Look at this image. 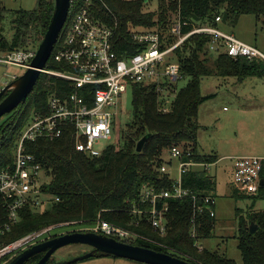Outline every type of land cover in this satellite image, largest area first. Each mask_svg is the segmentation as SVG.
Segmentation results:
<instances>
[{"label":"trees","instance_id":"trees-1","mask_svg":"<svg viewBox=\"0 0 264 264\" xmlns=\"http://www.w3.org/2000/svg\"><path fill=\"white\" fill-rule=\"evenodd\" d=\"M165 1L160 0L157 12L145 13L143 7L146 0H91V13L114 31V49L120 56H134L144 49L133 38L136 29H157L165 45H173L177 40L171 33L173 13L182 21L208 23L215 27L242 15L264 18V0ZM54 11L55 0H38L34 10L16 11L12 14L13 35L8 39L4 22L11 13L0 0V53L26 51L31 45L38 47ZM217 17L222 20L220 24L216 22ZM190 30L191 27L183 28V34ZM208 42L207 36L193 35L174 51L173 58L180 64L182 80L188 82L177 92L171 89L174 98L169 106L157 85H134L132 120L116 129L115 142L102 156L89 158L77 152L69 132L54 141L44 138L26 141L27 151L36 157L45 178L49 179L42 190L51 196L52 201L49 208L42 212L29 208L23 210L19 223L2 236L1 241L9 243L67 222H81L79 226L93 227L100 217L138 235L135 241L125 243L169 254L190 264H236L217 251L200 250L198 245L199 241L215 236L216 216H211L210 207L202 199L208 196L215 198L216 183L205 168L193 167L182 178L184 188L197 197L196 202L192 198L159 201V207L168 206V230L165 235L155 230L146 217L133 213L135 209H151L149 203L141 202L145 186L154 187L158 192L173 189L174 179L161 172L166 164L164 151L174 147L185 151L190 149L191 155L185 157V161L217 163V156L202 155L197 150L200 127L196 120L200 106L206 100L201 90L202 79L217 76L243 81L264 73L261 61L233 59L227 54L214 55L208 50ZM48 64L53 71L69 69L62 63L53 62V56ZM73 92L74 88L64 80L45 74L40 76L27 101L6 115L10 119L0 128V170L13 165L17 143L32 115L49 114L48 100L52 94L65 97ZM147 136L143 151L138 153L139 141ZM236 195L242 200L254 202L263 198ZM251 213L246 219L242 209H236L238 249L244 264H264V212ZM4 215V210L0 209V224L4 223ZM193 221L196 237L191 235ZM251 224L257 226L255 233L250 232ZM42 257L35 256L27 264H36ZM49 264L61 263L52 257Z\"/></svg>","mask_w":264,"mask_h":264},{"label":"built area","instance_id":"built-area-1","mask_svg":"<svg viewBox=\"0 0 264 264\" xmlns=\"http://www.w3.org/2000/svg\"><path fill=\"white\" fill-rule=\"evenodd\" d=\"M70 3L67 21L52 53L53 62L62 63L69 69L53 71L46 67L42 74L68 82L74 92L65 97L56 93L49 97V114L32 115L17 143L13 165L0 170V209L6 214L4 223L0 224V264H9L27 249L46 241L43 238L54 228L33 232L9 243L1 241L2 236L19 223L23 210L29 208L42 212L49 208L52 201L51 196L42 190L46 182L44 170L36 157L27 151L26 141L41 138L54 141L69 132L77 152L89 158L102 156L115 142L116 129L122 124L123 96L136 84H155L162 91V96L166 88L173 89L174 86L166 84V81L178 83L182 80L180 64L173 58L174 51L193 35L209 37L208 50L214 55L227 54L233 59L250 62L264 61V54L259 49L245 44L220 27L182 21L180 16L171 28L172 35L177 38L173 45L166 46L157 29L134 31V40L144 49L134 56H120L114 49V31L93 17L91 0H70ZM221 21L220 17L216 18L217 23ZM185 27H191V30L183 34ZM34 57L35 54L27 55L23 51L7 53L0 58V64L28 69ZM169 152L170 158L179 162V176L174 179L173 189L158 192L154 187L145 186L141 202L149 203L151 209L133 211L140 217H146V221L161 235L168 230V206L159 207V201L192 198L196 202L197 197L183 186L184 174L193 167L210 171L216 164L185 161L184 158L191 153L181 147H174ZM233 164L234 183L242 194L263 197L259 200L264 202V185H261L264 181V157H236ZM161 172L170 175L166 164ZM202 200L210 207L211 216L215 217V198L208 196ZM199 211L202 212L201 207ZM80 224L73 222L66 225ZM194 224L195 221L192 237L197 234ZM86 229L124 243L138 238L130 230L103 221L100 217L93 227Z\"/></svg>","mask_w":264,"mask_h":264},{"label":"rangeland","instance_id":"rangeland-1","mask_svg":"<svg viewBox=\"0 0 264 264\" xmlns=\"http://www.w3.org/2000/svg\"><path fill=\"white\" fill-rule=\"evenodd\" d=\"M130 1V0H128ZM169 3V0L165 1ZM38 0H3L4 7L11 13L4 22L5 35L12 38L13 13L20 10H34ZM160 0H146L143 10L145 13H154L159 9ZM172 24H176L178 15L171 14ZM224 32L234 35L247 45L254 46L264 54V18L257 19L253 15H242L234 21H225L220 25ZM142 29H136L140 31ZM44 38V36H43ZM42 38V40H43ZM38 45V44H37ZM40 45V44H39ZM38 45V47H39ZM38 47L31 45L27 55L36 54ZM7 53H0V58ZM50 61V60H49ZM264 67V61H261ZM49 64L47 65L48 68ZM27 71L24 67L0 64V93L15 79ZM44 75V74H41ZM188 80L170 83L174 92L186 86ZM172 88L163 91L169 106L174 95ZM201 90L205 102L200 106L197 123L198 146L202 155H215L218 161L210 168V175L216 183L215 196V236L199 241V247L211 252L217 251L233 260L236 264H244L241 252L238 249V218L236 209H242V215L247 219L248 214L256 211L264 212V202L259 200H242L237 193L241 189L234 183L233 158L242 156L264 157V73L261 76H252L243 81L236 78H222L217 76L202 79ZM169 91V92H168ZM133 92L128 91L122 98V125L132 120ZM10 119L8 116L0 120V128ZM105 145V144H104ZM190 151V149H188ZM163 160L168 167L170 177L178 179L179 162L170 158L169 150L163 152ZM46 181H49L47 178ZM254 206V210L250 209ZM251 211V212H250ZM251 213V214H252ZM67 222L52 228L43 239L50 240L70 232H87L86 227L79 225L68 226ZM49 227V228H51ZM89 232V231H88ZM92 249L84 245H69L55 252L53 259L58 263L66 264H142L122 258L96 253L92 258L74 262L76 259L89 254Z\"/></svg>","mask_w":264,"mask_h":264},{"label":"water","instance_id":"water-1","mask_svg":"<svg viewBox=\"0 0 264 264\" xmlns=\"http://www.w3.org/2000/svg\"><path fill=\"white\" fill-rule=\"evenodd\" d=\"M70 6V0H55L53 18L27 71L0 93V120L24 104L34 91L58 43L68 18ZM147 139L148 136L139 141L136 149L138 153L143 151ZM261 185H264V181L261 182ZM256 230L257 226L251 224L250 232L255 233ZM69 245H84L92 249V252L74 262L92 258L96 253H102L142 264H190L169 254L134 246L93 232H70L44 241L27 249L9 264H27L38 255H43V257L36 264H49L56 251Z\"/></svg>","mask_w":264,"mask_h":264}]
</instances>
